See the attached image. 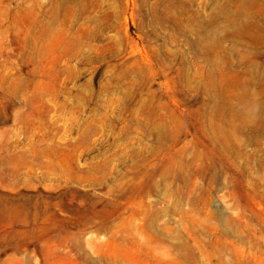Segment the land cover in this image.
Returning <instances> with one entry per match:
<instances>
[{
  "label": "rangeland",
  "instance_id": "374dc122",
  "mask_svg": "<svg viewBox=\"0 0 264 264\" xmlns=\"http://www.w3.org/2000/svg\"><path fill=\"white\" fill-rule=\"evenodd\" d=\"M0 264H264V0H0Z\"/></svg>",
  "mask_w": 264,
  "mask_h": 264
}]
</instances>
